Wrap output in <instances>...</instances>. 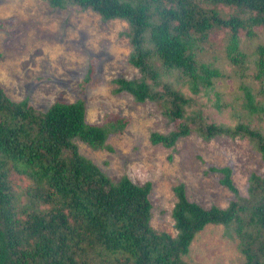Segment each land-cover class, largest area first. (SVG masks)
<instances>
[{
    "label": "trees",
    "instance_id": "1",
    "mask_svg": "<svg viewBox=\"0 0 264 264\" xmlns=\"http://www.w3.org/2000/svg\"><path fill=\"white\" fill-rule=\"evenodd\" d=\"M45 1L128 23L127 60L140 75L113 79L114 93L155 102L175 124L168 133L152 132L153 144L173 147L193 132L205 140L247 138L264 160V40L253 59L243 49L258 28L264 31V0ZM217 32L242 90L232 124L188 111L195 100L175 82L194 94L214 91L215 106H228L216 90L224 72L205 58ZM127 123L113 115L103 124L89 122L83 98L37 108L29 98L9 96L0 82V264H191L185 258L191 244L211 223L235 233L243 264H264V175L252 172L244 195L231 166H212L234 193L226 207L205 208L188 198L183 183L174 186L177 233L159 231L151 223L152 182L137 184L127 175L115 181L79 150L78 141L112 150L110 134Z\"/></svg>",
    "mask_w": 264,
    "mask_h": 264
},
{
    "label": "rangeland",
    "instance_id": "2",
    "mask_svg": "<svg viewBox=\"0 0 264 264\" xmlns=\"http://www.w3.org/2000/svg\"><path fill=\"white\" fill-rule=\"evenodd\" d=\"M127 28L123 19L104 22L94 11L75 6L58 9L45 0H0V82L9 96L29 98L37 108L83 98L89 122L103 124L112 115L127 120L122 131L110 134L107 143L112 150H94L78 141L79 150L115 181L124 175L137 184L151 181L152 226L176 235L174 186L183 183L188 198L205 208L226 207L234 193L220 182L223 174L211 167L231 166L235 184L246 195L250 174L264 175V160L247 138L205 140L193 132L173 147L153 144L152 132L168 133L175 124L155 102H136L125 91L114 93L113 79L140 75L127 60L131 46L122 34ZM262 30L258 28L257 37L243 44L249 58L264 40ZM224 46L223 34L215 33L205 56L224 72L216 82V90L228 103L223 110L215 106L214 91L194 94L187 85L175 82L195 100L188 111L201 109L209 121L232 124L242 90ZM238 242L232 230L211 223L196 235L185 258L191 264H243Z\"/></svg>",
    "mask_w": 264,
    "mask_h": 264
}]
</instances>
